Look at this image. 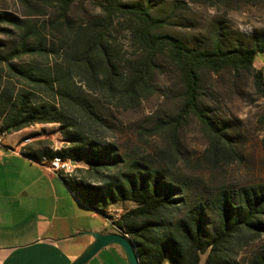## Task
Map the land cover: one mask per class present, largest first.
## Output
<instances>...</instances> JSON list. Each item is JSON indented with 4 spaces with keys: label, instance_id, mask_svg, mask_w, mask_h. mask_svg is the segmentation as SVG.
<instances>
[{
    "label": "trees",
    "instance_id": "16d2710c",
    "mask_svg": "<svg viewBox=\"0 0 264 264\" xmlns=\"http://www.w3.org/2000/svg\"><path fill=\"white\" fill-rule=\"evenodd\" d=\"M52 1L31 5L40 8L36 15L48 17L41 29L0 12V135L58 125L63 148L38 143L25 156L37 163L58 156L85 164L79 180H62L103 217L108 207L131 203L112 225L134 243L141 264H264V182L213 187L179 168V134L192 117L208 142L203 156L209 170L241 161L231 128L202 107L201 78L205 72L249 74L264 99V71L254 66L264 54V27L246 37L218 21L201 44L192 45L169 30L182 9L178 3L157 16L154 0H94L98 12L81 22L70 15L75 0H59L50 10ZM166 70L179 79V112L137 132L144 145L159 138L162 146L127 153L100 106L137 110L157 93V77ZM261 144L264 151V137Z\"/></svg>",
    "mask_w": 264,
    "mask_h": 264
},
{
    "label": "rangeland",
    "instance_id": "374dc122",
    "mask_svg": "<svg viewBox=\"0 0 264 264\" xmlns=\"http://www.w3.org/2000/svg\"><path fill=\"white\" fill-rule=\"evenodd\" d=\"M48 0H0V12H6L21 19L33 21L38 28L47 21V16H38L37 7ZM57 1L49 4L50 10L56 7ZM105 1V0H101ZM125 2L144 0H124ZM28 3V6L26 5ZM153 13L164 16L171 12L178 3L182 8L174 12V24L169 29L175 35L185 39L192 45L201 44L206 38L212 25L218 21L226 22L235 31H240L249 37L254 29L264 27V4L246 6L233 4L231 8L222 5L199 4L196 0H154ZM70 15L78 21H85L90 13H97L94 0H75L70 9ZM126 52L133 48L126 34L119 36ZM254 66L264 71V54H258ZM157 93L143 102L134 111L122 112L110 106L101 105L104 116L114 125V135L122 145L123 151L131 153L139 150L142 153H152L163 142L159 138H151L148 145L139 141L137 132L142 127L152 126L158 118L174 116L179 112L181 101L179 98L180 84L178 76L171 70H166L157 77ZM202 107L206 112L222 124L229 126L234 135L236 149L241 161L229 166H222L216 170H209L204 164V153L208 142L202 134L197 119L190 118L188 124L181 129L179 144L182 160L179 168L186 175L201 180L203 185L220 186L241 185L247 183L264 182V151L261 141L264 137V99L257 93L253 77L245 73L222 72L212 74L205 72L201 78ZM58 125H36L25 132L26 148L30 152L37 151L38 143L44 149L60 150L65 146L62 136L58 132ZM13 138L9 139L12 141ZM77 178L80 170L86 169L85 164L79 163ZM63 207H88L80 202L68 191L61 200ZM120 207L122 212L111 209L108 218L116 219L125 209L133 207L131 203L113 205ZM119 209V208H118ZM119 209V210H120ZM110 218V219H111ZM102 230L113 232L112 222L97 215L88 220ZM264 242V238H263ZM124 256V255H123ZM125 259V257H124ZM126 261V259H125ZM127 264V261H126Z\"/></svg>",
    "mask_w": 264,
    "mask_h": 264
},
{
    "label": "crops",
    "instance_id": "0c3cea01",
    "mask_svg": "<svg viewBox=\"0 0 264 264\" xmlns=\"http://www.w3.org/2000/svg\"><path fill=\"white\" fill-rule=\"evenodd\" d=\"M27 129L5 136L0 145V262L71 264L94 242L87 232H111L89 223L100 215L91 208L61 205L69 190L58 173L25 156ZM112 208L122 212L112 206L106 211ZM88 264L126 261L118 247H109Z\"/></svg>",
    "mask_w": 264,
    "mask_h": 264
},
{
    "label": "water",
    "instance_id": "95a60500",
    "mask_svg": "<svg viewBox=\"0 0 264 264\" xmlns=\"http://www.w3.org/2000/svg\"><path fill=\"white\" fill-rule=\"evenodd\" d=\"M94 242L71 264H88L99 252L109 247H118L127 264H141L138 251L128 236L121 232H87Z\"/></svg>",
    "mask_w": 264,
    "mask_h": 264
},
{
    "label": "built area",
    "instance_id": "2783aa9c",
    "mask_svg": "<svg viewBox=\"0 0 264 264\" xmlns=\"http://www.w3.org/2000/svg\"><path fill=\"white\" fill-rule=\"evenodd\" d=\"M3 138L4 136L0 135V145L2 144ZM38 164L46 167L49 171L57 175L58 171H65L66 173L73 174V169L77 168L79 163L71 159L59 160L56 162H45V159L43 156V163H38Z\"/></svg>",
    "mask_w": 264,
    "mask_h": 264
},
{
    "label": "bare ground",
    "instance_id": "6f19581e",
    "mask_svg": "<svg viewBox=\"0 0 264 264\" xmlns=\"http://www.w3.org/2000/svg\"><path fill=\"white\" fill-rule=\"evenodd\" d=\"M44 159H45V162H56V161H59V160H64L58 156H53V157H50V156H44ZM39 163H43V157L41 159V161ZM79 165L77 168L73 169V174H70V173H66L65 171H58L57 173L62 177V178H66V179H77V172H78V169H79Z\"/></svg>",
    "mask_w": 264,
    "mask_h": 264
}]
</instances>
